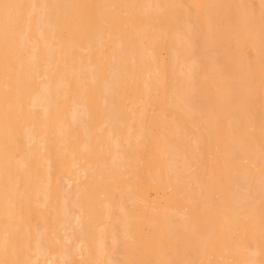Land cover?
I'll return each mask as SVG.
<instances>
[{"label":"bare ground","instance_id":"obj_1","mask_svg":"<svg viewBox=\"0 0 264 264\" xmlns=\"http://www.w3.org/2000/svg\"><path fill=\"white\" fill-rule=\"evenodd\" d=\"M0 264H264V0H0Z\"/></svg>","mask_w":264,"mask_h":264},{"label":"snow or ice","instance_id":"obj_2","mask_svg":"<svg viewBox=\"0 0 264 264\" xmlns=\"http://www.w3.org/2000/svg\"><path fill=\"white\" fill-rule=\"evenodd\" d=\"M5 7H9V5H5Z\"/></svg>","mask_w":264,"mask_h":264}]
</instances>
